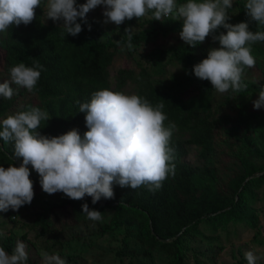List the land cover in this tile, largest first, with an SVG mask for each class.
<instances>
[{"label": "trees", "instance_id": "16d2710c", "mask_svg": "<svg viewBox=\"0 0 264 264\" xmlns=\"http://www.w3.org/2000/svg\"><path fill=\"white\" fill-rule=\"evenodd\" d=\"M46 2L47 0H41L40 8L36 9V19L31 24L11 26L6 31L4 40L0 41V49L5 51L2 70L8 78L9 69L20 62L29 67L39 63L44 68L35 92L13 85L16 92L10 100L0 97V121L8 115L17 113L14 108L25 102L19 112L29 110L30 107H39L48 113L49 120L42 121L38 129L41 135L58 137L78 129L83 137L88 129L85 114L79 112L76 101L90 102L92 94L102 89L126 94L131 87L134 94L146 98L153 106L163 104L162 111L167 116L165 125L169 123L176 125L169 145L175 150V174H169L162 187L155 192L143 186L133 190L114 185V198H102L93 204L92 198L87 196L83 200L75 201L63 193L52 195L45 193L40 186L39 175L32 170L30 179L33 181L35 193L32 203L43 207L32 224L33 228L40 229L39 238L45 241L49 236L52 239L58 237V231L56 232L50 225V214L59 208L73 212L74 227L89 220L82 210V205L87 203L90 210L101 212L103 217L112 216L110 223L102 229L104 233L110 232L113 228L124 227L127 235H131V228L137 222L149 258L160 247L172 257L169 264L207 262L216 264L214 260L219 248L213 249L210 244V249L203 253L186 243L201 234L199 230L201 224L214 233L219 229L227 230L231 224L236 225L239 222L253 228L258 225L255 210L250 207L249 202L255 200V190L264 183V171L261 174L260 170L263 167H258L253 161L242 159L245 154L264 159V113L249 112L247 100L250 96L258 97L260 87L264 86L250 80L254 67L246 69L243 78V82L248 85L247 90L237 93L230 89L225 104L234 99L240 110L248 113V116L244 114V120L246 118L248 121L259 120L258 138H255L248 128L244 127L245 129L241 131L242 122L231 124L227 119L215 118L216 112L213 110L211 98L207 96L209 88H213L210 82L206 81L200 85L198 87L200 92L196 96L186 97L192 86L200 80L194 75V66L207 57L210 48L219 47L218 42L214 43L211 36L196 48H191L179 37L183 27L182 21H155L152 13L148 12L147 28L132 33L131 43L147 44L161 35L178 36L182 45L173 50L171 58L182 64L181 75H172L167 84L163 83L162 79L155 82V74L159 77L163 74L160 62L163 56L157 51L152 54L154 66H157L154 72L157 73L143 67L139 73L124 68L113 74L110 66L115 57L114 48L121 44L127 45L126 37L116 43L103 41L104 25L93 16H87V24L78 20L83 28L79 35L75 37L67 35L62 26L44 23ZM177 2L184 3L187 0ZM246 2L239 0L228 10V15L231 16L229 23L235 25L248 22L244 7ZM84 3L86 0H77L78 5ZM235 7L237 14L235 11L233 14ZM249 30L264 31V26H258L253 22L249 24ZM220 31L226 34L225 29H220L216 34L219 35ZM252 55L256 59L255 67L264 64V42H257L252 46ZM159 67L160 69H157ZM224 131L234 135L240 143L238 158L245 170L244 173H237L227 184L218 183L217 171L208 163L218 148L216 139L221 133H225ZM239 133H242V138ZM193 149H196L197 157L203 163L202 167L186 162ZM21 163L22 160L14 158V144L5 143L0 139V166L19 167ZM21 209H27V205ZM27 238L28 233L19 236L10 232L1 241L0 247L11 254L16 242L18 240L26 242ZM205 239L208 242L218 240L209 236ZM124 252L126 251L118 253V256L125 257ZM187 252L192 253L188 263ZM127 254L130 255L128 252ZM134 258L133 254L129 264H133Z\"/></svg>", "mask_w": 264, "mask_h": 264}, {"label": "clouds", "instance_id": "9594fccd", "mask_svg": "<svg viewBox=\"0 0 264 264\" xmlns=\"http://www.w3.org/2000/svg\"><path fill=\"white\" fill-rule=\"evenodd\" d=\"M41 0H0V33L11 26H27L36 19ZM103 6L104 23L120 26L133 18L138 20L151 12L155 21H182L180 39L191 48L212 37L219 47L210 48L207 58L196 64V78L211 83L223 94L247 90L243 82L246 69L256 65L252 46L264 42V31H250L249 24L264 26V0H247L244 5L248 22L229 23L232 0H47V20L63 21L61 28L73 37L87 24V15ZM89 31L91 25L88 26ZM220 29L223 31L216 33ZM127 47H132V28L125 29ZM10 80L0 83V97L11 99L13 85L35 92L43 65L26 66L20 62L10 69ZM79 112L85 114L88 131L83 134L73 129L58 137L41 135L42 121L48 113L30 107L0 121V139L14 144V158L22 160L19 167L0 166V212L16 211L30 205L34 199V185L30 179L34 170L40 177L42 190L49 194L63 193L79 201L86 196L92 203L114 198V185L136 190L141 186L159 190L169 174H175V150L170 140L176 128L165 125L167 116L163 104L153 106L146 98L127 95L109 89L95 91L90 102L81 103ZM254 109L264 108V86L260 87ZM31 166V168L29 167ZM83 214L91 221H101L102 213L82 205ZM27 245L16 242L9 254L0 247V264H27ZM248 264H257L253 251L245 253Z\"/></svg>", "mask_w": 264, "mask_h": 264}, {"label": "rangeland", "instance_id": "374dc122", "mask_svg": "<svg viewBox=\"0 0 264 264\" xmlns=\"http://www.w3.org/2000/svg\"><path fill=\"white\" fill-rule=\"evenodd\" d=\"M237 1L239 0H232L233 7ZM45 6L43 15L44 23L46 25L53 23L62 26V20L58 22L47 20ZM103 11V6H99L95 10L90 11L87 16H93L102 21L105 29L103 41L105 42L116 43L118 40H122L126 35V28H132L133 33H138L147 28L146 21L149 19L148 15H145L139 20L137 18H133L130 21L126 20L124 24L116 26L113 23L105 24L103 22ZM234 11L237 14L236 7L233 9V14ZM5 34L6 32L0 33V41L4 40ZM181 45L182 42L176 35H161L158 39L151 40L147 44H132L131 48H128L126 44H121L117 48H114L115 57L113 64L110 66V71L116 74L120 69L129 68L139 73L141 68L145 67L151 70L152 73H157L154 72L157 66H154V61L152 60V54L157 51L163 56L160 60L161 67H163V74L160 77L155 74V82L162 79V82L167 84L172 75H181L182 73V64L171 58L173 50ZM4 58L5 51L0 49L1 83L10 79L2 70ZM157 69H160V67ZM250 80L255 84H264L263 63L254 67ZM205 82L204 80H199L188 91L186 97L196 96L200 92L198 87ZM209 89L210 91L207 92V96L211 98L213 110L216 112L215 118L218 120L223 118L227 119L231 124L242 122L240 125L242 127L241 131L248 128L253 132L255 138H258L257 128L260 126L258 124L259 120L251 119L248 121L247 118L244 120V114L248 116V113L245 110H240L238 104H236L237 101L234 99H231L232 102L225 104L230 90L221 94L213 88ZM126 94H134L131 87ZM27 97L30 98L29 95ZM256 99L258 97L255 96L247 98L249 112L263 114L264 108L259 110L254 109L253 101ZM24 105L25 102L20 103L14 110L19 112ZM239 136L242 138V133H239ZM216 141L218 148L210 157L208 163L217 171L218 183L223 182L227 184L237 173H244L245 171L241 160L238 158L240 156V143L229 132L221 133ZM242 159L250 162L253 161L258 167H263L260 170V173H263L264 159L250 154H245ZM186 162L198 167H202L203 165L197 157L196 149H193L188 155ZM255 194V200L249 203H251L250 207L255 210L258 219L256 228L239 222L236 225L231 224L227 230L219 229L214 233L201 224L199 226L201 234H198L193 240L191 239L186 243L194 246L197 251L203 253L210 249V244L213 249L219 248L218 255L214 260L216 264H236L241 261L244 264H248L245 259V253L247 251H253L259 257L257 264H264V183L255 190ZM21 208L18 212L11 210L6 213L0 212V243L10 232H14L19 236L28 233V240L26 242L21 240V242L27 245L26 252L29 259L27 264H129L133 254L135 256L133 264H169L172 260L170 254L160 247L154 251L151 258L146 255L147 248L143 242V237L140 233L141 230L137 222L131 228V235H127L124 227L118 229L113 228L110 232L104 233L102 229L110 223L111 215L103 217L101 221L87 220L82 225L74 227L73 212L65 208H59L50 214V225H52L53 229H56V232L58 231V237L52 239L49 236L46 238L47 240L42 241L38 236L40 235V229L33 228L32 224L36 220L37 214L42 212L43 207L33 202L27 205V209ZM206 236L215 237L218 240L208 242L205 239ZM122 251H126L124 252L126 254L125 257L118 256V253ZM191 254V252H187L186 254L187 263L189 262ZM206 264H211V262H207Z\"/></svg>", "mask_w": 264, "mask_h": 264}]
</instances>
